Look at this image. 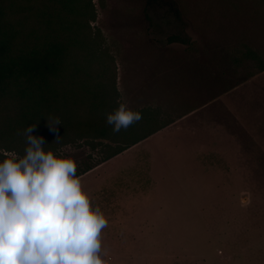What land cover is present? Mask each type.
<instances>
[{
  "label": "rangeland",
  "instance_id": "rangeland-1",
  "mask_svg": "<svg viewBox=\"0 0 264 264\" xmlns=\"http://www.w3.org/2000/svg\"><path fill=\"white\" fill-rule=\"evenodd\" d=\"M88 1L84 88L169 122L103 162L80 124L33 131L77 162L107 264H264V69L246 57L264 60V0ZM24 129L0 113V160L24 154Z\"/></svg>",
  "mask_w": 264,
  "mask_h": 264
},
{
  "label": "trees",
  "instance_id": "trees-1",
  "mask_svg": "<svg viewBox=\"0 0 264 264\" xmlns=\"http://www.w3.org/2000/svg\"><path fill=\"white\" fill-rule=\"evenodd\" d=\"M82 13H88V5L83 10L78 0H0V113L10 128L34 124L37 128L60 109L63 125L80 124L81 132L91 139L106 140L103 162L169 122H159L154 113L140 110L141 121L113 133L106 115L117 108L107 88L88 90L82 85L84 79H92L81 69L83 51L91 43ZM246 57L264 69V60L253 50L248 49ZM75 93L85 95L73 99L75 107L70 109Z\"/></svg>",
  "mask_w": 264,
  "mask_h": 264
},
{
  "label": "clouds",
  "instance_id": "clouds-1",
  "mask_svg": "<svg viewBox=\"0 0 264 264\" xmlns=\"http://www.w3.org/2000/svg\"><path fill=\"white\" fill-rule=\"evenodd\" d=\"M120 102L106 115L113 133L142 120ZM55 128L58 118H48ZM36 124L21 134L24 154L0 160V264H107L102 244L108 219L77 176V162L45 149ZM59 142V136L56 138Z\"/></svg>",
  "mask_w": 264,
  "mask_h": 264
}]
</instances>
